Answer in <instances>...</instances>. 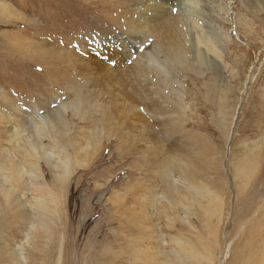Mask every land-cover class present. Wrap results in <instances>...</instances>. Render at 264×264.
I'll return each mask as SVG.
<instances>
[{
	"label": "rangeland",
	"instance_id": "374dc122",
	"mask_svg": "<svg viewBox=\"0 0 264 264\" xmlns=\"http://www.w3.org/2000/svg\"><path fill=\"white\" fill-rule=\"evenodd\" d=\"M60 1L65 2L66 6L62 7ZM186 1L183 0L184 3H187ZM243 2V0H224L226 7L223 11L217 8L208 9V14L214 19V27H221V23L227 24L224 30L230 36V40L238 47H246L249 53L247 60L250 58L246 70L242 65H234L233 70L227 67L232 72L226 78L223 76V82L226 87L232 89L233 93H229V88L226 92L223 90L219 96L221 107L219 125L207 134L210 138L207 145L211 152L208 151L209 156H202L200 150L202 146L198 145L201 130L193 133L194 138H188L190 134L180 136L178 134L177 138H173L174 141L172 139H163V141L159 129L156 128L157 132L153 137L141 139L145 121L153 127H157L158 121L161 122L162 129L169 127L168 119H173L176 112L168 111L166 104L168 94L174 99L172 88H168V91H160L156 79L152 81L150 79V84H147L148 80L140 75L127 78L122 91H115L110 86L105 88L90 86L88 90L96 94L93 105H98L101 112L112 117V122L102 118V113L92 112L90 106L85 108L89 125H82L83 129H79L78 132L86 135V139L73 144L74 146L62 142V145L68 149L75 147L78 153L74 156L70 179H65L58 190L51 188L56 199L53 203L46 195L43 196L41 204L31 200L35 195L31 185L28 186V191L26 188L23 190L25 195L23 200L26 205L35 212H45L47 217L44 221L40 218L34 220L28 218L25 227L18 235H15L17 221L11 224V229L3 231L0 236V264H23L22 259H26L31 253L35 255V249L40 251V256L36 257L34 264H79L91 252L87 249L96 251L100 244L108 241L109 236L116 231L120 223L118 217L121 220H128L130 217L132 222L126 227L125 235L137 241L142 251L145 247L153 246L150 242L159 238V245L168 251V255L175 247L191 246L188 250L189 254L192 253L196 259L209 258L210 255L207 243L204 244L205 255L201 250L202 243H197L193 239L199 229L198 223L202 222L203 217L208 218L211 226L217 229V241H214L215 252L212 251L216 259L214 264H232L229 254L232 239L239 230L245 228L248 219L251 220L256 216L259 207H264V160L257 161L256 168L250 173L249 178L243 180L244 186L240 179L245 174L243 171L246 170H235V164L240 159L239 151L242 147H248L247 143L250 142L248 138L251 128L248 119L250 90L252 88L255 90L260 85L259 81L264 79V43H262L264 13H251ZM72 3L73 0L70 1V5L68 0H0V14H3V18L0 19V115L3 117L0 133L3 130L5 133H10L16 128H21L13 122L14 119L24 120L27 124L31 120L35 122L39 114L48 118L54 113L55 106L61 103V97L68 93L59 82L57 87L54 84L53 78L50 77L55 74L54 70L42 69L40 61L43 60L42 48L69 50L78 60L77 65L84 63L86 66L85 63L89 62L81 59H85L91 50L78 40H84L83 31L95 35L102 34L95 24H100L101 20H91L92 12L88 13L86 19V16L82 15L88 11H81L80 19L76 21ZM173 10L177 9L173 8ZM56 14L61 17L58 18ZM240 17L247 19L252 27H259L261 36L256 37L255 33L250 41H246V34L241 30ZM114 28L123 32V28L119 26ZM111 35L115 38L119 37L118 33L111 32L109 36ZM64 36L68 38L67 43L58 45L61 37ZM10 44L15 47L11 48ZM32 46L41 49L39 52H33L34 50L29 49ZM28 52L35 59L34 62L22 60ZM146 52V49H142L136 54L143 55ZM218 52L220 56L223 55L222 51ZM98 56L99 54L93 55L99 59ZM128 66L129 62L123 59L116 68L124 73ZM73 72L80 75L77 68ZM131 109L137 112L134 121L128 119L130 115L128 111ZM180 114L182 123L187 124L185 120L189 122V116L184 118V113ZM90 119L94 120V124H90ZM138 119L140 121H137ZM48 120L50 127L56 125V122ZM195 129L187 125L182 130L192 133L196 131ZM80 133L75 131L74 134L81 135ZM137 133L140 135L138 140L123 138L125 135L132 136ZM63 134L64 132H61L57 139L60 140ZM106 136H111L112 139L108 142L103 140ZM21 137L24 139V136ZM95 137L103 141H95ZM47 138L46 140H49V136ZM16 139L9 136L0 139V174L1 178L7 181L6 184L13 179V170L17 164H13V161L21 160L20 157L28 150L27 142H16ZM52 139L55 137L52 136ZM96 145L99 149L88 162L84 156L96 148ZM234 148L235 152L232 154ZM2 154L10 156L9 162L1 160ZM51 160V164L56 165L62 172L60 176L65 177L66 166L60 158L52 156ZM40 164L44 170L48 169L44 161ZM220 168L221 173L217 172ZM164 175L168 176V186H170L168 197L179 192L184 194L180 200L185 203V207L177 205L178 222L176 223L173 222L170 213L163 214L171 206L168 199L161 196L162 192L159 188V182ZM152 176L154 186L149 180ZM48 182H45L47 192L50 189ZM141 184L150 187L148 193L151 192L150 199L155 203L144 211L147 216L146 225L142 224L141 218L133 217L128 213L127 209L133 207L130 194L136 187L139 189ZM199 186L198 192L205 197L201 204L193 199L191 193V189L195 190ZM138 197L145 200L141 194ZM111 206L116 209L124 208L123 214L118 215L115 210L109 212ZM137 211L140 210L137 208ZM197 214L199 216L196 217ZM218 220L220 221L217 222ZM165 226H168V230ZM201 230L207 233V227ZM10 234L14 236L8 244L4 238ZM157 249L158 247L151 251L155 252ZM148 256L157 264H170L165 254L155 256L148 254ZM130 258L132 257L126 256L127 263L124 264H131ZM187 261L188 264H195L189 259ZM113 264L119 263L115 261Z\"/></svg>",
	"mask_w": 264,
	"mask_h": 264
},
{
	"label": "bare ground",
	"instance_id": "6f19581e",
	"mask_svg": "<svg viewBox=\"0 0 264 264\" xmlns=\"http://www.w3.org/2000/svg\"><path fill=\"white\" fill-rule=\"evenodd\" d=\"M70 1L68 0L69 5ZM243 1L251 13H264V0ZM186 2L184 3L183 0H173V2L172 0H73L72 6L75 9L72 11L76 13V21L80 19L81 11H88L82 15L83 17L86 16V19L88 18V13L92 12L91 20H101L100 24H95L99 27L97 29L102 34L95 35L92 32L83 31L85 32V35L83 34L85 36L84 40H78L79 43L83 42L86 48L91 50L85 59H81L84 61L89 60V62L85 63L86 66H84V63L77 65L78 60L75 56H72L73 52L69 50L61 49L58 51L42 48L41 56L43 60H40L42 69L54 70L55 74L50 76L53 78L54 84L57 87L60 83L68 93L61 97L63 100L61 99V103L55 106L54 113L51 116L49 115L48 118L39 114L35 122L31 120L27 124L24 120L14 119L13 122L21 126V128H16L10 133H5L4 130L1 131L2 134L0 133V139L9 136L10 138H17L16 142H27L26 148L28 149L27 153L20 157L21 160L13 161V164H17L13 170L12 180L6 184L7 181L3 177L1 178L0 174V236H2L3 231L11 229V224L15 221L18 222L15 235H18L25 227L28 218L30 220L40 218L41 221L46 219L47 214L45 212H35L26 205L23 200L25 198L23 190L26 188L28 191V186L31 185V189L35 192L31 200L38 202V204L42 203L44 195L47 196V199L49 197L51 203L56 200L53 190L62 186L65 179L68 180L73 169L74 156L78 154L75 147L68 149L62 145V142L71 146L86 139V135L78 132L79 129H83L82 125H89L85 108L90 106L93 109L92 112L102 113V118L107 120V122H112V117L101 112L98 105H93V99L96 94L88 90L90 86L94 88L110 86L115 91H122L126 80H128L127 78L133 75H140L148 80L147 84H150V79L151 81L156 79L158 81V90L160 91H168V88H172L171 92L174 91V99L171 98V94H168L167 103L162 96L168 105V111H176L174 113L175 117L168 119L170 128L165 127L162 129L160 121H158L157 127H153L145 121L146 124L144 125L141 139L153 137V134L155 135L157 132L156 128L159 129V135L162 140H173V138H177L178 134L179 136L181 134H190L188 138H194L193 133L201 130L202 132L198 137V145L201 144L202 146V149L200 148L202 156H209L210 149H208L207 145L210 142V138L207 134L219 125L221 110L219 96L223 90L226 92L230 88L226 87L223 82V76L226 78L232 72L227 67L233 70L234 65H242L243 69L246 70L250 58L247 60L249 53L245 49L246 47H238L236 43L230 40V36L224 30L227 28V24L220 22L221 27L216 26L215 28L214 19L208 14V9L212 10V8L223 11L226 7L224 0H187ZM60 3L62 7L66 6L65 2L60 1ZM173 8L177 10L174 11ZM2 15L0 14V19L3 18ZM66 15L68 16V14ZM57 16L58 18L61 17ZM239 20L242 25L241 30L246 34V41H250L249 39L255 33L256 37L261 36L259 27H252L249 21L243 17H240ZM202 24L205 25L202 26ZM115 26L123 28V32L117 31L114 28ZM19 31L21 32L22 30ZM111 32L118 33L119 37L109 36ZM67 33L66 35H68ZM262 35H264V29L262 30ZM67 40L66 36L61 37L58 45L66 44ZM262 43H264V40ZM10 45L11 48L15 47L13 44ZM29 49L34 50L33 52H39L41 48L32 46ZM142 49H146L147 52L143 55L136 54ZM218 51H222L223 55L220 56ZM29 54L30 52L23 56L22 60L34 62L35 59L32 54ZM97 54H99V59L93 57V55ZM101 54L103 56H100ZM123 59L125 62H129V66L124 73L116 68ZM76 68L80 72L79 76L73 72ZM83 71L87 73L85 74ZM258 84L260 85L255 90L254 88L250 90L251 99L248 119L251 128L248 132L250 142L247 143L249 146L242 147L240 151L237 149L240 152V159L235 164V170H246L243 171L245 174L240 179L243 186L245 179H248L250 173L256 168L257 161L264 160V79L261 82L259 81ZM153 87L155 88L156 85L154 84ZM231 92L232 89L230 88L229 93L231 94ZM178 111L184 113V118L189 116V122L185 120L187 124L182 123V116L177 113ZM128 113L130 114L128 119L130 118L131 121H134L133 118L137 115V112L131 109ZM1 116L0 125L3 124V117ZM48 119L53 121V123L56 122V125L50 127ZM137 121H140V119ZM90 124H94L93 119H90ZM187 125L189 128H196V131L192 133L183 131V127ZM75 131L81 135L74 134ZM61 132H64V134L58 140V135ZM21 136H24V139ZM48 136L49 140H46ZM52 136L55 139H52ZM123 138L126 140H138L140 135L139 133L132 136L125 135ZM111 139V136H106L103 140L108 142ZM94 140L103 141L99 137H95ZM98 147L96 145V148L90 153L85 154L84 158L88 162L99 149ZM234 152L235 148L232 150V154ZM168 154L170 155V153ZM52 156L60 158L66 166L67 174H64L65 177L60 176L62 172L59 171L56 165L51 164ZM9 157L7 154H2L1 160L9 162ZM42 161L47 165V170L41 167L40 163ZM217 172L221 173V168ZM149 180L153 183V176ZM45 182H48L50 186L48 192L45 191ZM168 185V176L164 175L159 182V188L162 192L161 196L166 197L171 206L163 214L170 213L173 216V222L176 223L178 222L177 205L185 207V203L183 204L182 200H180L183 193L171 194V197H168L170 188ZM149 189L150 187L148 188V186L141 184L139 189L136 187L132 194H130L131 192L129 193L134 208H127L128 213L133 217L141 218L143 225H146L147 222V216L144 211L155 204L150 199L151 192L148 193ZM199 189L200 186L195 190L191 189V193L193 199H196L197 203L201 204L205 197L198 192ZM140 194L145 200L138 197ZM137 208L140 210L139 212ZM249 209L247 211L248 217L250 214ZM263 209L264 207H259L256 216L251 220L248 219L245 228L239 230L232 239L229 247L232 264H264ZM114 210L118 215H121L124 208L118 207L116 209L114 206L109 208V212ZM198 214L195 216H199ZM203 218L201 219L202 222L200 220L201 223H198L199 229L193 239L197 243H202L203 248L201 250L205 252V255L206 247L204 244L207 243L209 245V258L204 257L201 259L200 257L196 259L192 253L189 254L188 250L191 249V246L175 247L174 251L168 255V251L159 245V238L150 242L153 246L145 247L142 251L137 241L129 239L125 235L126 227L132 222L130 217L128 220H121L118 217L120 223L116 231L109 236L108 241L102 245L100 244L96 251H94L95 249H87V251L92 253H88L87 258L79 264H113L115 261H118L119 264H124L127 263L126 256L132 257L129 259L131 264H157L148 254L154 256L165 254L170 264H188V259L195 264H201V260L203 261L202 264H214L216 259L212 251H214V241H217V229L215 226H211L208 218ZM165 227L168 230V226ZM205 227H207V233L201 230V228L204 229ZM110 230L113 231L112 229ZM13 236V234H10L4 240L9 244ZM156 247L158 249L152 252L151 250ZM35 255L32 253L28 254L26 259H22L23 264H34L37 260L36 257L40 256V251L35 249Z\"/></svg>",
	"mask_w": 264,
	"mask_h": 264
}]
</instances>
